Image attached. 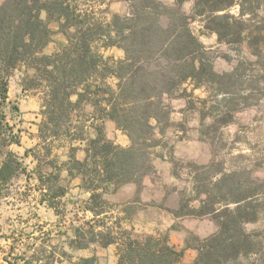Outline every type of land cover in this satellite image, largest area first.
Returning <instances> with one entry per match:
<instances>
[{
	"label": "trees",
	"instance_id": "1",
	"mask_svg": "<svg viewBox=\"0 0 264 264\" xmlns=\"http://www.w3.org/2000/svg\"><path fill=\"white\" fill-rule=\"evenodd\" d=\"M124 1L127 12H112L108 19L95 10L80 9L73 0L0 4V105L8 98L14 72L24 68L22 88H43L45 95L40 138H68L71 143L67 160L59 167L30 149L19 155L10 146L20 139L0 115V193L17 176L28 175L24 157L32 154L42 201L56 212H61V200L69 192L63 170L70 180L79 178L81 189L90 193L84 210L92 216L74 227L67 242L71 248L116 244L117 264H181L186 248L192 247L197 256L189 264H244L263 244L245 225L260 218L264 205L257 188L248 185L241 192L244 184L230 173L212 181L211 188L198 189V198L205 195L198 207L187 210L189 204H181L174 210L178 217L211 213L217 219L215 232L201 237L189 231L182 248L172 244L169 229L140 235L123 226L131 219L132 205L140 202L138 196L120 204L114 220L108 215L114 203L106 194L127 183H135L138 192L145 176L154 171V151L172 112L165 96L188 81L195 87L211 80L231 84L235 76L234 71H216L208 60L207 47L191 28L192 15L183 10L186 0ZM242 1L246 0H241L238 15L229 12L236 0H194L193 11L204 17L205 27L220 41H242L246 28L240 23L247 13ZM53 22L67 42L45 53L53 41ZM111 47L122 49L124 56L103 51ZM87 104L92 106L88 112ZM105 119L128 135V145L107 136ZM78 141L85 145L82 159L77 156L80 146L74 144ZM78 264H98L97 257H82Z\"/></svg>",
	"mask_w": 264,
	"mask_h": 264
},
{
	"label": "rangeland",
	"instance_id": "2",
	"mask_svg": "<svg viewBox=\"0 0 264 264\" xmlns=\"http://www.w3.org/2000/svg\"><path fill=\"white\" fill-rule=\"evenodd\" d=\"M3 1L0 0V4ZM73 2L80 9L95 10L107 19L112 12L128 10L124 0ZM236 2L229 12L238 15L241 0ZM242 4L247 12L240 23L246 28L245 38L231 42L220 41L216 32L205 27L204 17L194 15V0H186L183 4V10L192 15L191 28L207 47L208 60L216 71H234L235 76L231 84L211 80L195 87L188 81L172 95L165 96L172 112L169 126L159 135L161 144L154 151V171L145 176L138 192L135 187L134 191L126 188L118 195L106 194L114 203L108 214L113 220L122 208L120 204L139 197L140 202L132 205L131 219L123 221V226L136 234L169 229L171 233L175 231L174 242H181L189 231L201 237L215 232L218 225L214 214L178 217L174 210L181 204H189L187 210L198 207L200 198L205 197L204 193L197 197L198 189L211 188L212 181L227 173L244 184L241 192L248 185L257 188L261 206L264 205V0H246ZM51 26L53 41L44 48L45 53H52L67 42L58 23L53 22ZM103 51L117 58L123 55L117 47ZM25 73L24 68L14 72L8 98L0 105V115L13 126L20 139V143L11 144L10 149L19 155L30 149L31 153L43 156L44 161L53 159L59 167L67 160L71 143L68 138L47 141L40 138L45 95L43 88H22ZM88 110L86 106L85 111ZM105 129L117 143H130L128 135L114 123H106ZM24 163L28 175L17 176L0 193V264H78L80 258L93 255L98 264H117L116 244H92L82 249L67 244L74 227L92 216L90 211L84 210L90 193L78 187L80 180L72 181L65 170L62 171L69 192L61 200V212H55L42 204L37 160L29 154L24 157ZM245 226L263 244L243 263L264 264V213ZM196 253L194 248H187L181 264L192 262Z\"/></svg>",
	"mask_w": 264,
	"mask_h": 264
},
{
	"label": "crops",
	"instance_id": "3",
	"mask_svg": "<svg viewBox=\"0 0 264 264\" xmlns=\"http://www.w3.org/2000/svg\"><path fill=\"white\" fill-rule=\"evenodd\" d=\"M112 48H114V47H112ZM118 48V47H117ZM120 49V48H119ZM122 50V49H121ZM123 51V50H122ZM124 56V52H123V55L121 56V57H119V58H122ZM117 58V57H116ZM43 107V106H42ZM87 107L91 110L92 109V106L89 104H87ZM91 107V108H90ZM89 110V111H90ZM88 123H90V120L89 121H87ZM106 123H109V124H112V123H114L115 124V122L114 121H112L111 119H105L104 120V124H106ZM116 125V124H115ZM117 127V126H116ZM119 129V128H118ZM121 130V129H120ZM108 136V135H107ZM109 137V136H108ZM110 138V137H109ZM61 139V138H60ZM18 144V143H17ZM74 144L75 145H78V146H80L79 147V149H78V152H77V156H78V158H80V159H82V158H84V156H85V154H86V152H85V149H84V142L83 143H81L80 141H78V142H74ZM124 145H127L126 144V142H125V144ZM26 150V149H25ZM65 172H66V175H67V177H68V174H67V170H65ZM73 180H77V182L80 180L79 178H73L72 179V181ZM79 188H81L80 186H78ZM135 187L137 188V185L135 184V183H127V184H125V185H123V186H121L116 192H113V193H111V194H115V195H118V194H120L121 192H122V190H124V189H126V188H129L131 191H134L135 190ZM133 193V192H132ZM110 194V193H109ZM43 202V201H42ZM42 204H45V205H47V203L44 201ZM48 206V205H47ZM51 208V207H50ZM56 212V211H55ZM175 230H178V228H174ZM175 232V231H174ZM174 232L172 231V233L170 232V238H171V242H172V244H174L177 248H182V247H184L185 246V239L184 240H182L181 242H174ZM188 248H192V247H188ZM187 249V248H186ZM196 250V249H195ZM186 251V250H185ZM185 255V254H184ZM196 256H197V253H196ZM196 256H195V258H196ZM183 258H184V256H183ZM194 258V259H195Z\"/></svg>",
	"mask_w": 264,
	"mask_h": 264
}]
</instances>
